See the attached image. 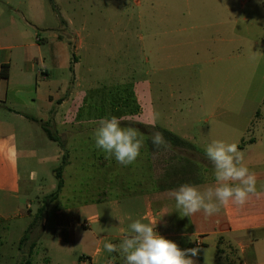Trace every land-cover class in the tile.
<instances>
[{
    "label": "rangeland",
    "instance_id": "obj_1",
    "mask_svg": "<svg viewBox=\"0 0 264 264\" xmlns=\"http://www.w3.org/2000/svg\"><path fill=\"white\" fill-rule=\"evenodd\" d=\"M56 2L67 21L71 19V7H81L85 11L87 5L96 6L97 2L104 4L106 18L95 24L62 26L45 0L46 16L34 33L40 40L36 43L49 76H28V81L34 87L36 85L37 91L26 96L28 101L35 100L34 108L27 111L31 115L41 114L48 118L45 126L60 140L63 148L47 138L40 122L10 121L17 146L29 151L28 160L24 152L20 157L23 192L27 190L28 173H34L35 178L33 193L22 202L26 212L24 216L29 219L0 220V264H43L44 251L38 245L37 235L41 219L37 221L33 217L41 207L56 212L71 205V179L68 178L71 165L63 171L65 186L62 196L55 201L48 198L55 191L54 170L60 166L64 152L67 160L71 158V144H68L71 130L60 126L67 105L59 107L55 101L57 97L66 98L74 93L84 95L83 113L95 119L100 114L111 113L110 109L116 107L119 99L127 103L123 110H134L137 104L133 85L147 83L155 102L159 129L184 135L186 141L202 150L213 140L241 144L247 148L251 144L250 139L255 138L257 142L253 150L256 154L264 146V141H258L264 130V0ZM147 3H152L155 10L151 12V8L146 7ZM164 4L165 11L176 21H179L180 13L184 15L182 24L154 25L157 35L153 40L152 27L162 16ZM150 14L153 17H149ZM117 21L120 23L116 24ZM169 27L185 30L175 34V39L170 42L163 35ZM78 41L82 44L75 51ZM179 42L181 46L167 51L158 49ZM164 53L172 54V59L159 61ZM32 55L39 58L37 52ZM52 55L56 68L51 64ZM75 60L79 61L76 67ZM48 97L54 99L51 107ZM50 109L51 113L48 112ZM115 109L124 112L120 107ZM98 124L93 122L88 126L95 130ZM199 153L187 149L189 162H200L205 168L203 176H213L211 161L202 151ZM189 174L188 180L195 179L194 171ZM26 202L29 204L27 211ZM53 221L49 219L48 226L53 225ZM33 223L23 239L25 231ZM41 246L45 247L44 240ZM65 251H56L54 255L69 264L71 248ZM74 254L79 255V250Z\"/></svg>",
    "mask_w": 264,
    "mask_h": 264
},
{
    "label": "crops",
    "instance_id": "obj_2",
    "mask_svg": "<svg viewBox=\"0 0 264 264\" xmlns=\"http://www.w3.org/2000/svg\"><path fill=\"white\" fill-rule=\"evenodd\" d=\"M47 2L55 19L62 26L95 24L106 18L102 2H97L96 6L87 5L85 11L81 7H71V19L68 21L56 0ZM146 7L151 8V12L155 10L152 3H147ZM165 7L166 4L163 6L162 16L153 24V40L157 35L154 25L182 24L184 15L180 13L176 16L179 21H176L165 11ZM45 16V0H0V220L5 222L29 219L24 216L26 212L22 202L27 200V195L33 193L32 183L35 178L34 173H28L27 190L23 192L20 157L21 152H24L28 160L29 151H23L17 146L10 121L48 122L45 115L28 113V109L34 108L35 100H26L27 95L37 91L36 85L34 87L28 81V76H49L36 43L40 40L34 33ZM149 17H153V14ZM118 23L120 21L116 22ZM184 30L182 27H169L163 31V35L165 40L171 42L175 39V34ZM81 44V41L77 42L75 51ZM181 44H167L158 49L167 51ZM35 52L39 53L38 59L32 55ZM171 59L172 54L164 53L159 61L167 62ZM51 64L56 68L54 55L51 57ZM78 64L79 61L75 60L74 67ZM3 66H7L6 78L1 77ZM35 78L37 82V77ZM133 93L138 112L131 115L122 112L117 117L121 120V126L134 127L143 133L145 144L138 159L128 166L119 164L114 157L106 158L105 153L95 147V130L88 126L99 122L101 118H110L113 113L100 114L92 119L83 113L84 95L82 97V94L74 93L66 98H56L59 107L67 105V112L63 115L60 126L71 130L68 133L71 138L68 141L71 144V158L64 167L71 165V174L68 175L71 179V205L56 212L44 207L37 234L38 245L44 251L43 264H66L62 257L54 254L56 251L66 253L65 250L69 248V264H123L118 253L107 252L103 245L105 242L118 244L127 233L129 224L136 219L153 226L157 223L156 231L176 242L181 249L199 248L198 255L192 257L195 264H264V146L256 154L253 145L257 139H250L251 144L247 148L237 144L244 163L257 179V194L251 195L244 206L230 203L210 217L203 212L182 217L176 210L175 200L168 195L169 190L183 183L196 184L201 190L214 185V176H203L205 168L200 162H189L187 158V149L198 154L200 151L205 154V150L186 141L187 137L184 135L159 129L149 84L134 83ZM53 101L52 97H48L50 107ZM48 112L51 113V109ZM153 121L155 126H152ZM155 131L162 134L164 145L157 147L153 144ZM258 141H264V130L258 136ZM211 166L213 168L212 164ZM63 171L62 190L65 186ZM193 171L195 179L188 180V176H191L189 172ZM62 190L58 197L62 196ZM28 207L26 202V211ZM49 219H54L53 225L48 226ZM32 227L30 224L29 228ZM43 240L44 248L41 246ZM75 250H79V255L74 254Z\"/></svg>",
    "mask_w": 264,
    "mask_h": 264
},
{
    "label": "clouds",
    "instance_id": "obj_3",
    "mask_svg": "<svg viewBox=\"0 0 264 264\" xmlns=\"http://www.w3.org/2000/svg\"><path fill=\"white\" fill-rule=\"evenodd\" d=\"M93 139L95 147L106 158L114 157L123 166L134 163L145 144L143 133L134 127L121 126L120 118L114 115L99 120ZM152 141L157 147L165 144L159 132L153 135ZM205 155L213 165L214 185L201 190L196 184L183 183L169 190L168 195L175 200L176 210L182 217L200 212L210 217L230 203L242 207L251 195L257 194L256 176L244 163L236 143L213 140L206 146ZM156 224L136 219L118 244L105 242L103 247L109 253H118L123 264H195L192 257L198 255L199 248L181 249L176 242L160 235Z\"/></svg>",
    "mask_w": 264,
    "mask_h": 264
},
{
    "label": "trees",
    "instance_id": "obj_4",
    "mask_svg": "<svg viewBox=\"0 0 264 264\" xmlns=\"http://www.w3.org/2000/svg\"><path fill=\"white\" fill-rule=\"evenodd\" d=\"M50 2H52V0H49ZM7 66H3L1 68V77L3 78H6L7 77ZM127 107V103L124 102L122 99H119L118 102H117V105L116 107H113V109H110L111 113H113L114 116H119V115H122L121 113L122 112H118L117 107H120L121 110H123V107ZM124 112L123 113H128V114H136L138 112V107L136 106L134 108V110H127V108L125 110H123ZM41 128L43 130V132L45 133V135L47 136V138L52 141V142H55V143H58L59 145H61V147L63 146L62 143L60 142V140L57 138V137H54L53 134L51 133V131L47 128V126H45V124H41ZM63 148V147H62ZM67 165V153L64 152L63 156H62V159H61V164L58 168H56L54 170V173H55V179H56V187H55V191L50 194L48 196L49 200L53 201L55 200L59 193L61 192L62 188H63V180H62V171L64 169V167ZM44 212V207H41L40 209H38V211L36 212V215H35V220H40L41 217H42V214ZM36 221V222H37ZM34 225L31 224V227ZM30 229V228H29ZM29 229H27L25 231V236L23 237L26 238L27 237V233L29 231ZM22 239V240H23ZM27 264V263H26Z\"/></svg>",
    "mask_w": 264,
    "mask_h": 264
}]
</instances>
